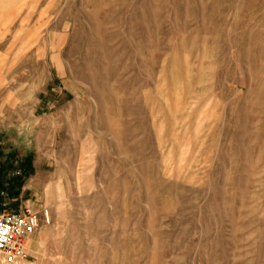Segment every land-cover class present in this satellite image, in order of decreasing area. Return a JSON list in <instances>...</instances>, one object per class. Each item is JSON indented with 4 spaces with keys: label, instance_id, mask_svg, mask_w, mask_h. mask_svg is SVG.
Wrapping results in <instances>:
<instances>
[{
    "label": "rangeland",
    "instance_id": "1",
    "mask_svg": "<svg viewBox=\"0 0 264 264\" xmlns=\"http://www.w3.org/2000/svg\"><path fill=\"white\" fill-rule=\"evenodd\" d=\"M3 209L14 264H264V0H0Z\"/></svg>",
    "mask_w": 264,
    "mask_h": 264
},
{
    "label": "built area",
    "instance_id": "2",
    "mask_svg": "<svg viewBox=\"0 0 264 264\" xmlns=\"http://www.w3.org/2000/svg\"><path fill=\"white\" fill-rule=\"evenodd\" d=\"M41 221L40 213L32 209L23 213L0 210V256L6 264L28 257L31 241Z\"/></svg>",
    "mask_w": 264,
    "mask_h": 264
}]
</instances>
